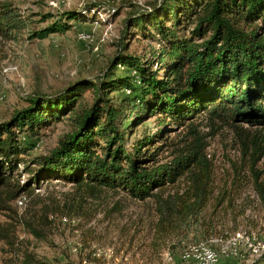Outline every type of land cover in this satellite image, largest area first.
I'll use <instances>...</instances> for the list:
<instances>
[{
	"label": "trees",
	"instance_id": "obj_1",
	"mask_svg": "<svg viewBox=\"0 0 264 264\" xmlns=\"http://www.w3.org/2000/svg\"><path fill=\"white\" fill-rule=\"evenodd\" d=\"M129 7L113 59L96 80H78L53 97L36 91L24 109L0 123V215L8 219L0 221V244L9 255L3 264H47L17 229L36 241L50 238L53 216L63 208L36 191L52 181L71 186L72 199L81 202L120 192L137 202L151 200L157 234L207 241L213 170L206 150L214 133L204 134L201 120L212 131L232 134L264 202L258 171L264 157V0ZM70 20L84 19L72 12L65 22L29 31L28 18L0 2V39L17 41L25 30L29 38L62 34ZM134 38L156 44L148 59L129 51ZM152 117L156 130L134 137ZM61 122L68 131L56 145L30 155L31 140ZM181 178L185 189L171 191ZM62 207L70 212V203Z\"/></svg>",
	"mask_w": 264,
	"mask_h": 264
},
{
	"label": "rangeland",
	"instance_id": "obj_2",
	"mask_svg": "<svg viewBox=\"0 0 264 264\" xmlns=\"http://www.w3.org/2000/svg\"><path fill=\"white\" fill-rule=\"evenodd\" d=\"M4 1L28 18L29 31H39L55 20L65 22L72 12L84 20H70L69 30L47 38H29L25 30L17 41L0 39V123L15 110L24 109L36 91L53 97L78 80H96L113 59L129 5L149 9L160 0H0ZM153 47L156 44L141 38L129 42V51L147 59ZM85 95L90 96L89 92ZM155 119L137 128L134 137L144 129L154 132ZM66 123L41 130L37 139L31 140L35 146L30 155L52 149L67 133ZM200 128L204 134L214 133L208 137L206 150L213 170L212 193L205 211L213 229L207 241L194 243L191 235L184 239L157 234L151 200L137 202L120 192L81 202L72 199L71 186L57 181L36 191L46 197V203L53 200L63 208L53 216L56 222L50 238L36 241L18 228L19 239L29 242L47 264H184V254L196 262L194 255L199 256L204 247L214 251L216 264H264V202L253 175L227 129L212 131L204 120ZM258 169L264 186V157ZM19 172L25 182L28 176L22 168ZM185 187L181 178L170 190L182 192ZM64 203H70L69 213L64 214ZM0 221L8 219L0 215ZM8 257L0 244V264Z\"/></svg>",
	"mask_w": 264,
	"mask_h": 264
},
{
	"label": "built area",
	"instance_id": "obj_3",
	"mask_svg": "<svg viewBox=\"0 0 264 264\" xmlns=\"http://www.w3.org/2000/svg\"><path fill=\"white\" fill-rule=\"evenodd\" d=\"M203 253V262H195V258H187L182 261L184 264H207L215 263L217 259H214V251L208 250V247H204L201 251Z\"/></svg>",
	"mask_w": 264,
	"mask_h": 264
},
{
	"label": "bare ground",
	"instance_id": "obj_4",
	"mask_svg": "<svg viewBox=\"0 0 264 264\" xmlns=\"http://www.w3.org/2000/svg\"><path fill=\"white\" fill-rule=\"evenodd\" d=\"M203 248V247H202ZM198 250V249H197ZM200 250V249H199ZM202 251V250H201ZM196 257V262H203V253H199L198 255H194ZM189 258V255L184 254L182 257V260ZM214 259H216L215 255H214ZM207 264H215V263H207Z\"/></svg>",
	"mask_w": 264,
	"mask_h": 264
}]
</instances>
